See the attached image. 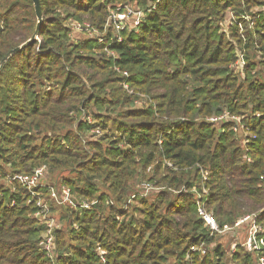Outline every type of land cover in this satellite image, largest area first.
I'll use <instances>...</instances> for the list:
<instances>
[{
	"label": "trees",
	"instance_id": "16d2710c",
	"mask_svg": "<svg viewBox=\"0 0 264 264\" xmlns=\"http://www.w3.org/2000/svg\"><path fill=\"white\" fill-rule=\"evenodd\" d=\"M39 1L38 38L0 66V264H258L211 235L197 201L206 187L220 225L253 213L264 224V0ZM124 5L145 15L115 56L112 30L100 43L72 29L102 32ZM37 24L33 0H0V63ZM225 112L247 129L208 121ZM42 165L77 202L97 201L43 192L61 223L53 257L29 190L7 177ZM143 183L155 189L132 198Z\"/></svg>",
	"mask_w": 264,
	"mask_h": 264
},
{
	"label": "built area",
	"instance_id": "2783aa9c",
	"mask_svg": "<svg viewBox=\"0 0 264 264\" xmlns=\"http://www.w3.org/2000/svg\"><path fill=\"white\" fill-rule=\"evenodd\" d=\"M145 12L142 9L134 8L132 6L124 5L119 6L116 9H111L102 32L98 31L90 22L74 21L72 23V29L75 33L83 34L90 39H98L100 43L104 41V35L108 31H113L112 41L109 45L105 46V50L109 51L115 56V53L110 51V45L114 41H120L122 35L120 31L137 30L140 25ZM242 61H237L235 64L236 68H239ZM117 70H120L117 68ZM127 76L128 73L124 72ZM125 88H129L128 84H125ZM208 121L214 125L220 124L221 122H236L237 126L235 130L243 131L247 129L241 121L242 118L239 116L231 115L229 112L220 114L219 116H211ZM99 132V131H97ZM49 169L47 165L37 167L32 175H23L16 173L14 175H8L9 183L18 181L24 185L30 192L29 204H35L36 212L34 213L35 218L44 226L39 245L47 254L53 257L55 250L56 230L61 226L60 219L52 214V208L49 203V197L43 194L44 191L48 192L50 198H53L60 205H73L75 208L90 210L97 203L93 200H81L77 202L72 193V189L66 185L55 186L47 182V176ZM204 178L206 175L204 174ZM155 189L149 183H143L137 193L133 194L132 198L136 196H147L151 191ZM208 193L206 187L201 192L198 191L197 201V212L198 215L204 220L205 224L210 230L211 235H217L219 239L225 240L228 236L232 239L229 244L232 246V251L236 252L239 247H244L247 252L255 253L258 257V264H264V224L259 220V213L246 214L240 217L235 224L220 225L214 212L208 210L206 207V198L204 195ZM244 235V239L241 242L235 241V237ZM212 245V244H211ZM210 245V246H211ZM215 244H213L214 246ZM207 246L204 242L199 247L191 248L188 251L187 260H192L193 252L206 253ZM211 248V247H210ZM101 255H105L106 251L101 250ZM105 261V259H103Z\"/></svg>",
	"mask_w": 264,
	"mask_h": 264
},
{
	"label": "water",
	"instance_id": "95a60500",
	"mask_svg": "<svg viewBox=\"0 0 264 264\" xmlns=\"http://www.w3.org/2000/svg\"><path fill=\"white\" fill-rule=\"evenodd\" d=\"M33 1H34V5H35L36 15H37V18H38L37 30H36L35 34L27 42H25L24 44L18 46L17 48L13 49L12 51H10L4 57V59L1 61L0 66L12 54H14V53L18 52L19 50L23 49L24 47L28 46L31 42H33L34 40H36L38 38L39 31H40V28H41L42 22H43V14H42V9H41V5H40V1L39 0H33Z\"/></svg>",
	"mask_w": 264,
	"mask_h": 264
},
{
	"label": "rangeland",
	"instance_id": "374dc122",
	"mask_svg": "<svg viewBox=\"0 0 264 264\" xmlns=\"http://www.w3.org/2000/svg\"><path fill=\"white\" fill-rule=\"evenodd\" d=\"M238 19L233 13L231 12H228V15H227V19H226V22H231L233 19ZM246 18L250 19L249 15H246ZM257 18V16H256ZM240 20H237V22H239ZM232 237L231 236H228L227 238H225L223 244H225V247L226 249L228 250V252L232 255L234 253V251H232V246L229 244V242L231 241ZM242 239H244V235H239L238 237H235V241L237 242H241ZM211 248H213L214 246L211 245L210 246ZM230 264H232L230 262Z\"/></svg>",
	"mask_w": 264,
	"mask_h": 264
}]
</instances>
